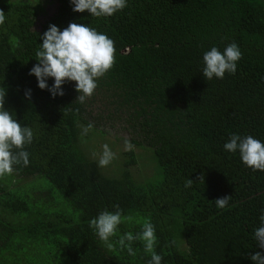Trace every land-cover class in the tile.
Returning <instances> with one entry per match:
<instances>
[{"label":"trees","instance_id":"16d2710c","mask_svg":"<svg viewBox=\"0 0 264 264\" xmlns=\"http://www.w3.org/2000/svg\"><path fill=\"white\" fill-rule=\"evenodd\" d=\"M40 1L0 0L5 108L33 131L29 164L0 178V264H148L141 241L132 242L135 256L116 243L145 221L155 226L161 264H255L251 255H264L254 237L264 171L223 146L233 133L264 143V0H127L104 17L56 0V14L34 30ZM72 22L106 34L116 49L83 104L75 81L53 98L29 74L49 25L62 31ZM232 42L242 53L235 74L206 80L204 53ZM109 126L126 129L135 147L100 167L93 137ZM142 160L149 170L138 175ZM116 205L123 219L109 250L89 222Z\"/></svg>","mask_w":264,"mask_h":264},{"label":"clouds","instance_id":"9594fccd","mask_svg":"<svg viewBox=\"0 0 264 264\" xmlns=\"http://www.w3.org/2000/svg\"><path fill=\"white\" fill-rule=\"evenodd\" d=\"M74 12L87 10L94 17L112 16L127 7V0H70ZM5 22L4 11L0 10V24ZM42 44L35 53L38 61L29 74H34L38 81V87L48 89L53 96H63L62 85L66 81H75V90L79 93L76 100L83 104L86 98H90L97 88V80L103 77L115 64L114 41L106 34L99 33L95 28L84 24L69 23L62 31L55 24H50L42 35ZM242 58L239 46L229 43L223 52L217 47H212L203 55L204 67L202 74L206 80L214 77L223 79L225 73L235 74L237 61ZM47 78H54V84L49 87ZM30 98V90L26 92ZM6 89L0 87V178L11 175L16 170L15 166L29 164V153L25 150L33 140V131L13 119L11 113L5 108ZM93 128V124L82 126V135H86ZM125 151H132L134 145L130 140L124 141ZM224 149L235 153L239 151L242 162L253 170L264 171V143L251 135L241 137L231 134ZM107 144L103 145V153L98 165L106 167L115 158ZM203 179V174L199 181ZM193 180L189 179L185 187H191ZM231 195H226L215 200L218 208L228 205ZM116 211H102L89 222V227L94 230L100 241L109 249L114 245L111 237L117 235L118 226L122 223V211L116 205ZM261 226L255 229L254 237L260 248H264V211L259 216ZM141 241L144 252L150 255L148 264H161L162 256L157 254L155 246L157 237L155 226L150 221H145L142 230L133 235L127 232L119 237L116 243L121 250L127 249L130 256H135L136 251L132 242ZM174 243V242H173ZM255 264H264V255L259 251L251 255Z\"/></svg>","mask_w":264,"mask_h":264},{"label":"rangeland","instance_id":"374dc122","mask_svg":"<svg viewBox=\"0 0 264 264\" xmlns=\"http://www.w3.org/2000/svg\"><path fill=\"white\" fill-rule=\"evenodd\" d=\"M31 1L36 3V1L38 0H31ZM40 2H41V6L43 7V9H40L39 15L37 19L35 20V24L33 27L34 30H40L42 25L47 20H49L52 15L56 14L57 7L59 5V3H57L56 0H41ZM105 131L107 132L106 135L93 137L95 145L97 146L98 144L97 156L100 157L102 155L103 152L101 151H103V145L105 144H107L109 148L112 150V152H114L116 156H118L119 150H125V147H124L125 139L130 140L129 132L126 129H122V130L111 129L110 126L106 128ZM135 150L138 154V158L141 155H142V158H145L146 151L144 152L143 150H140L138 148H135ZM142 163L146 164L147 162L142 160L141 165H137L134 168V170H136V173L138 175L143 174L149 170V167L142 165ZM151 174L152 172L150 174H147V176L146 175L145 176L149 178L151 177Z\"/></svg>","mask_w":264,"mask_h":264}]
</instances>
